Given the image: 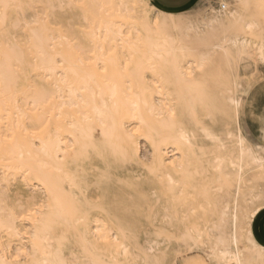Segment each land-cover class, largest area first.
<instances>
[{
  "label": "bare ground",
  "instance_id": "6f19581e",
  "mask_svg": "<svg viewBox=\"0 0 264 264\" xmlns=\"http://www.w3.org/2000/svg\"><path fill=\"white\" fill-rule=\"evenodd\" d=\"M100 1L63 0L97 7L87 16L83 11L70 9H57L53 15L80 33L78 39L84 42L86 56L95 53L103 60L112 54L106 76L75 77L69 72L66 75L70 83L65 84L59 75L62 69L57 68L51 79L43 72L36 73L27 83L14 85V92L0 95V259L15 264L16 246L22 242L23 231L29 229V235L23 240L31 249L35 237V256L42 264L70 259V249L76 247L85 232V225H78L77 221L84 219L89 204L97 200L113 204L119 200L130 207L142 206V216L130 217L142 232L150 233L141 237L142 243L155 246L162 255L166 252L172 264L178 253L190 250L198 241L209 249L208 256L214 255V249L216 254L226 253L220 258L229 264L237 261L264 264V247L256 243L251 230L252 220L264 210L260 203L262 189H256L260 187L259 181L264 183V177L258 174L254 180L248 178L249 173L262 168V159L246 144L237 126L232 131L224 114L218 112L217 121L208 119L205 107L218 105L224 112L235 114L233 101L239 102L234 88L229 87L230 69L226 64L224 79L207 81V95L203 97L190 90L177 71L183 67L187 75L190 65L195 64L194 51L214 52L216 68L221 66V61L229 64L230 49L259 61V39L255 38L253 46L246 45L245 33L240 32L237 51V34L224 26L238 0H229L227 6L220 4L219 10L201 19L187 20L174 34L175 37L184 35L183 40L171 38L163 29L171 26L164 24L167 19L163 13L153 11L148 0H139L157 18L153 26L136 25L146 30L140 29L145 40L135 48L129 30L133 26L127 25L132 23L133 7L129 0ZM13 2L60 3L62 0ZM19 16L23 20L24 12ZM124 26L127 31L123 30ZM195 43L204 47L197 49ZM120 52L142 55L122 56ZM196 75H200L198 68ZM232 78L231 74V84ZM216 93L220 95L216 97ZM190 110L198 111L213 134L223 138L227 145L225 151H202L210 149L212 142L207 140L210 144L203 146L198 143L200 138L193 139L191 149L184 144L180 139V125L190 120ZM172 112L177 114L175 126ZM43 113L49 119L41 124L38 116ZM45 125L44 132L32 135ZM141 141L150 149V160L141 153ZM170 151H175L178 157L175 168L168 157ZM185 161H191L192 172L199 168L197 183L206 181L205 185H209L215 180L217 193L212 198L202 195L185 207L203 215L208 212L209 216L202 217L201 223L196 224L193 219V225L186 227L190 232L179 231L169 224L175 230L171 231L170 239L166 233L161 239L156 235L166 229L161 224V213L175 207L166 192L169 178L177 179L176 168ZM246 186L248 190L244 193L242 189ZM19 197L25 205L31 204L29 210L35 212L30 220H20L17 215ZM241 200L256 205L247 234L239 227L237 217V210L245 209ZM169 213L172 217L169 222L179 220L175 211ZM186 219L192 217L187 215ZM87 222L94 232L97 225L103 228L108 218L104 213L92 211L87 214ZM6 248L11 249V255Z\"/></svg>",
  "mask_w": 264,
  "mask_h": 264
},
{
  "label": "snow or ice",
  "instance_id": "6c2138e0",
  "mask_svg": "<svg viewBox=\"0 0 264 264\" xmlns=\"http://www.w3.org/2000/svg\"><path fill=\"white\" fill-rule=\"evenodd\" d=\"M96 7L97 5L94 4L63 2V0L60 3H24L13 2V0H0V40L3 41L0 44V95L14 92V85L27 83L36 73L43 72L51 79L56 74L57 68L62 69L59 75L65 84L70 83L66 75L69 72L75 77H80L82 74L85 76H106L108 72L107 64L110 62L109 58L112 54L109 53L108 57L103 60L95 53L86 56L84 42L78 39L80 33L74 32L71 24L63 25L53 15L57 9H70L83 11L87 16ZM233 9L229 19L224 22V26L227 30L237 34V51H239V33L243 32L245 36L251 34L261 42L258 60L264 62V0H259L258 3H253L252 0H238L233 5ZM21 11L25 14L23 20L19 16ZM13 13L15 15H12ZM29 16H31V19H28ZM257 17L259 23H257ZM157 22L159 23V21ZM20 29H23V31H19ZM91 35L94 37V32ZM248 43L249 41L245 39V44ZM93 57L95 58L93 59ZM193 59L195 65L189 69L187 75H185L183 67L178 68V75L189 85L190 90L198 92L203 97L207 95V81L209 79L216 81L224 79L225 69L223 65L219 68L215 67V53L211 51H194ZM197 68L200 73L199 76L196 75ZM230 68L231 63H229ZM261 75L264 79V73ZM227 79L230 87V72L227 74ZM253 79L254 77L250 79L249 87L252 86ZM233 103L235 106L234 115L231 112H224L218 105L215 108L206 105V111L209 114L208 119H214L218 112L222 113L230 122L232 131L235 132V127L239 123L243 101L239 103L233 101ZM176 117L177 114L172 112L174 126L176 125ZM38 119L43 124L49 118L46 113H43L38 116ZM46 127L47 125L38 128V131L32 133V135H39V133L45 131ZM186 128H190L191 131H186ZM260 129L262 135H264V115L261 116ZM195 138L212 142L211 149H202L205 152H215L217 149L222 152L227 148L223 138L213 134L209 125L201 119L200 113L196 110H190V120L186 122V125H180V139L191 149L192 141ZM241 143L243 144L242 139ZM261 154L264 156V145L261 146ZM220 162L219 157H217V163ZM172 163L175 168V161ZM260 163L264 168V159ZM160 164L163 167L162 160ZM191 168V161L181 163L176 168L177 179L172 180L169 178V186L166 188V192L172 198L171 203L175 204V207L170 208L169 211H175L177 218L182 206L187 205L189 201H196L202 195H206V189L197 183V178L200 175L199 168L196 172H192ZM217 170L219 171V169ZM177 194L179 198H177ZM260 203L264 206V188H262ZM18 204L19 212L17 215L20 220H30L35 215V212L29 210L31 204L25 205L22 197L18 198ZM37 206L42 207L40 204H37ZM92 211L104 213L108 218V222L105 223L104 227L101 228L97 225L94 232L88 227L87 222V214ZM254 211L255 208L237 210L239 227L246 234L249 220ZM135 214L143 215L140 209L130 207L119 200L113 204H108L104 200L91 202L84 213V219L77 221L78 225H85V232L79 237L76 247L70 249L71 258H61L56 261V264H172L167 259L166 252L162 255L157 252L155 246L149 247L142 243L141 237L150 235V233L142 232L140 226L133 223L130 215ZM169 218L168 216L165 217L166 220ZM148 221L149 226H151V213L148 215ZM23 228L24 226L21 225V229ZM29 231L30 229L23 231L22 242H19L16 246L15 264H42L35 256V237H33L31 249H28V242L23 240V237L29 235ZM156 235L161 239L165 238L163 230L158 231ZM168 239H170V235ZM249 240H251V236H249ZM8 243H11L10 239ZM5 250L8 255H11V249L6 248ZM262 252H264V249H262ZM213 253V256L207 257L203 261L187 260L185 264H229L227 260L220 258L226 253L216 254L215 249ZM0 264H10V262L6 259H0ZM44 264H47V262H44ZM175 264H181L180 260H176ZM236 264H244V262L237 261Z\"/></svg>",
  "mask_w": 264,
  "mask_h": 264
},
{
  "label": "rangeland",
  "instance_id": "374dc122",
  "mask_svg": "<svg viewBox=\"0 0 264 264\" xmlns=\"http://www.w3.org/2000/svg\"><path fill=\"white\" fill-rule=\"evenodd\" d=\"M99 3H101L100 0H98ZM229 0H200L198 4L192 8L191 10L184 12L182 14H167L164 12H161L154 7H152L153 11L158 13H163L165 18L167 19V22L165 21L164 24H171L169 29L163 28L166 33H169L172 35L171 38L178 40H183L185 38L184 35H179L181 37H175L174 34L178 33L181 30V25L184 24L187 20H193V19H201L202 17L220 9V4H228ZM253 3H258L259 0H252ZM130 5L133 7L131 10V24H127L129 26H133V28L129 29L131 31V42L133 47L140 46L143 40H145V36L143 33H141L144 29L140 26L137 27L136 25L142 24L144 27H148L147 25H154L156 22V15L153 14V12L149 11L143 3H141L139 0H129ZM116 5V2L114 3ZM148 14V17H145L144 15ZM140 16V17H139ZM139 17V18H138ZM257 22L259 23V18L257 17ZM120 23H118L119 25ZM121 25V24H120ZM137 28H134V27ZM162 29V28H161ZM123 30L127 31V28L124 26ZM146 30V29H144ZM190 39V37H188ZM245 38L249 41V46H253L256 43V39L251 35L248 34L245 36ZM194 39V38H192ZM118 45L120 42L117 43ZM195 48L199 49L204 47V44L195 43L193 44ZM235 53V54H234ZM241 52H236L235 50L229 51V63H231L230 72L233 75L234 82L231 84V87L234 88L235 96L238 100V102L243 101L242 107L240 109V117H239V123L236 125L241 132V135L244 137L246 144L257 153V155L264 159V156L261 154V146L264 145V135L261 133L260 129V120L261 116L264 115V79H262V73H264V64L261 62L255 60V57L251 58L246 54L241 55ZM122 56H130L133 55H142L136 52H128V53H121ZM226 61H221L219 64L223 65L225 71L227 68L226 64L229 67L228 62L224 64ZM260 64V65H259ZM195 65L194 63L190 66ZM252 80V86L249 87L250 79ZM238 85V86H237ZM208 87L213 88L212 85H208ZM216 97L220 95V93L215 94ZM215 119V118H214ZM218 118L215 119L217 121ZM200 145L208 146L210 143L205 140L201 139L198 142ZM211 149V148H210ZM140 150L141 153L145 156L147 160H150L151 153L148 145L144 143V141H141L140 143ZM168 157H170V161H175L178 159L177 154L175 151L168 152ZM214 174V173H212ZM263 175L264 177V168H261L258 171H253L249 173L248 178L250 180H254V177L257 175ZM214 176V175H213ZM212 181V183H211ZM209 185H205L206 181H198V184L205 185L206 189V195L204 197L206 198H212L216 193L217 190L215 188L216 182L215 180H211ZM254 184L257 185V181L254 182ZM258 185L260 187H256V189H262L264 188V183L262 181L258 182ZM248 188L243 187L242 192H247ZM201 203V200L199 201ZM198 202V203H199ZM243 206L245 209H251L254 208L256 205L252 204L250 201H243L241 200ZM187 205H184L179 210V220L176 222H169L172 220V217H170L171 211L168 209L161 213L162 215V221L161 224L165 225V233L166 238L168 239L171 231L175 230L174 227L182 232H190L191 229H188L186 227H190V225H193V219L194 223H201L203 220H201L202 217H208L209 213L202 214L198 210L196 212H190L186 210ZM138 209L142 210V206H137ZM191 216L192 219H186V216ZM133 215H130L132 217ZM170 217L169 219H165V217ZM192 221V223H191ZM169 224L174 225V227H170ZM191 225V226H192ZM251 230H252V236L257 244L264 247V210L254 217L251 224ZM246 242L243 241V244ZM199 244V245H198ZM201 245V246H200ZM203 245V246H202ZM209 249L202 243H199V241L196 243V246L192 247L190 250H187L185 252L178 253L175 261L180 260L181 264H185V261L187 260H199L203 261L209 254Z\"/></svg>",
  "mask_w": 264,
  "mask_h": 264
},
{
  "label": "crops",
  "instance_id": "0c3cea01",
  "mask_svg": "<svg viewBox=\"0 0 264 264\" xmlns=\"http://www.w3.org/2000/svg\"><path fill=\"white\" fill-rule=\"evenodd\" d=\"M148 1L155 9L161 12L167 14H182L194 8L200 0H148Z\"/></svg>",
  "mask_w": 264,
  "mask_h": 264
}]
</instances>
